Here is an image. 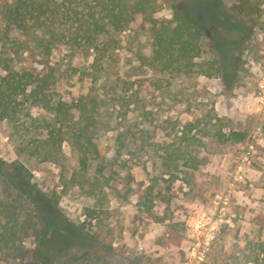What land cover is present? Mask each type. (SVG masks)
<instances>
[{
	"label": "rangeland",
	"instance_id": "obj_1",
	"mask_svg": "<svg viewBox=\"0 0 264 264\" xmlns=\"http://www.w3.org/2000/svg\"><path fill=\"white\" fill-rule=\"evenodd\" d=\"M202 1L221 16L223 32L240 40L217 70L220 57L201 37L196 60L214 61L208 75L151 67L147 22L114 33L96 59L94 50L64 45L46 54L35 43L27 49L0 14V55L11 68L47 66L62 96L85 94L95 77V88L110 97L100 114L106 127L95 137L100 155L85 169L66 142L49 160L20 151L13 125L0 120V158L28 169L58 227L83 225L90 234L98 258L70 264H264V0L258 15L245 17L228 15L231 0ZM152 16L170 18V2L157 0ZM29 113L50 116L37 106ZM232 130H244V139L217 136ZM167 152L179 154L177 168ZM0 200L21 215L29 211L1 176ZM85 207L96 208V217ZM23 244L34 246L31 229Z\"/></svg>",
	"mask_w": 264,
	"mask_h": 264
},
{
	"label": "trees",
	"instance_id": "obj_2",
	"mask_svg": "<svg viewBox=\"0 0 264 264\" xmlns=\"http://www.w3.org/2000/svg\"><path fill=\"white\" fill-rule=\"evenodd\" d=\"M157 0H0V14L8 30L20 32V41L27 49L35 43L46 54L54 46L85 53L90 49L101 57L112 35L130 22L149 23V64L154 69L188 74L198 69L210 74L214 61H197L201 53L200 39L208 36L218 55L215 68L221 70V58L233 57V46L239 41L227 36L224 21L212 5L202 0H167L171 17L152 16ZM230 16H252L261 11L260 0H231L227 8ZM243 33L244 29L241 31ZM246 34V33H245ZM244 38V36L242 37ZM18 40L13 38L12 44ZM219 59V60H218ZM10 58L0 55V120L9 121L19 138L20 151L49 160L56 157L63 142L79 154L85 169L89 160L100 155L95 142L97 131L106 127L101 108L110 97L95 88L96 78L89 82L85 94L62 96L53 71L22 65L9 66ZM31 106L43 108L49 117L29 113ZM76 112V117L71 112ZM246 132H219V139L241 141ZM200 140V135L195 138ZM172 153V154H171ZM179 154L167 152L166 159L177 168ZM166 162L165 164H168ZM170 175H174L171 173ZM0 176L27 200L29 211L21 215L20 208L0 200V264H70L90 257L98 258L89 248L90 234L81 228L58 227L55 213L35 192L31 174L19 161L6 162L0 158ZM90 219L96 217L94 207H85ZM31 229L35 239L26 249L23 240Z\"/></svg>",
	"mask_w": 264,
	"mask_h": 264
},
{
	"label": "built area",
	"instance_id": "obj_3",
	"mask_svg": "<svg viewBox=\"0 0 264 264\" xmlns=\"http://www.w3.org/2000/svg\"><path fill=\"white\" fill-rule=\"evenodd\" d=\"M251 147V145H249V148ZM248 152V150H246V153Z\"/></svg>",
	"mask_w": 264,
	"mask_h": 264
}]
</instances>
